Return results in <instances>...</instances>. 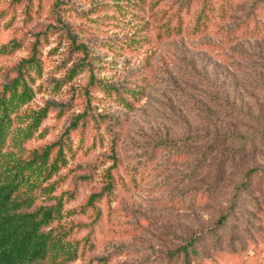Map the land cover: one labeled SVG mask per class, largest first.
<instances>
[{"label": "rangeland", "instance_id": "374dc122", "mask_svg": "<svg viewBox=\"0 0 264 264\" xmlns=\"http://www.w3.org/2000/svg\"><path fill=\"white\" fill-rule=\"evenodd\" d=\"M182 1L0 0V47L20 44L0 53V82L45 33L35 95L11 116L0 173L79 122L61 140L58 172L45 182L31 174L23 186L36 205L62 199V217L51 226L76 251L71 261L52 252L39 264H184L183 255L169 254L212 232L229 206L238 214L228 225L247 250L216 252L207 236L198 248L212 259L196 264H264V171L249 178L251 195L237 192L247 171L264 169V141L237 153L210 191L218 158L240 143L230 136L264 128V32L227 40L254 1L241 0L228 21L168 38L163 24ZM218 136L228 138L211 147ZM50 183L55 190L44 192ZM93 194L100 195L90 205Z\"/></svg>", "mask_w": 264, "mask_h": 264}, {"label": "trees", "instance_id": "16d2710c", "mask_svg": "<svg viewBox=\"0 0 264 264\" xmlns=\"http://www.w3.org/2000/svg\"><path fill=\"white\" fill-rule=\"evenodd\" d=\"M59 1L56 0V6L60 4ZM240 2L241 0L182 1L176 11L169 14L168 19L163 24L164 34L168 38H178L184 36V34L191 37L204 33L216 21L222 23L228 21L229 16ZM191 10L193 13L190 16L188 13ZM186 15L187 19H185ZM263 32L264 0H254L248 6L244 18L226 34L227 40L232 42L239 39L259 38ZM44 35L45 33L40 34L35 39L30 55L20 60L11 69L14 75H6L0 82V152L6 142L12 114L34 98L33 84L36 76H40L42 71L40 53H38L37 47L41 42V38L45 37ZM19 46L20 44L13 40L2 45L0 53H13ZM115 93L118 94L119 91L115 90ZM78 123V120L72 122L70 128L58 140L47 145L40 152L35 151L33 157L29 158L28 161L24 163L19 161L14 164L8 173L5 171L0 173V264H39L52 252H55L56 256H63L64 260L68 261L75 257L76 251L72 252L69 249L71 244L64 242L65 232L62 231V228L56 226L55 230L51 226L54 221L62 217V199L59 198L56 202L36 205L37 197L32 194L33 189L23 191V186L30 183L31 174H36L38 179L42 177V182H45L58 172L65 162L63 155L65 143L61 140L71 130L77 128ZM230 137H232L231 141L236 140L240 143L232 152L218 158L210 191L222 180L228 166L236 161L237 153L240 155L239 157H242L255 152L258 145L263 143L264 128L257 134L251 135V137L243 138L232 135ZM226 138L228 136H218L211 147H219L225 142ZM56 147H58L56 157L49 163L51 153ZM27 171H29L28 175L26 174ZM263 171L264 169L257 167L247 171L245 176H248V178L237 187V192L240 191L239 194L246 192L251 195V180L249 178L259 177L258 174ZM54 190V183H50L44 188V192L47 193H52ZM237 192L233 198L239 197ZM99 195L93 194L88 204L92 205ZM252 201L257 202L254 198ZM237 214L235 206H229L227 211L218 219L212 232L192 236L184 246L170 253V257L179 258L183 255L184 264H196L201 259L211 260L212 255L207 254L204 248H198L199 242L205 240L207 236L211 237V235L215 237L214 248H216V252L228 250L231 254L241 255L247 250V242L237 233L234 225H228L229 220L233 217L236 218ZM225 228H227L226 231L221 233L220 231Z\"/></svg>", "mask_w": 264, "mask_h": 264}]
</instances>
